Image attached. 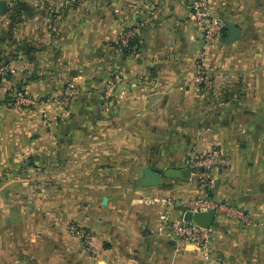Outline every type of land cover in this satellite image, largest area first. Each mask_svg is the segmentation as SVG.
I'll return each mask as SVG.
<instances>
[{
  "label": "crops",
  "instance_id": "0c3cea01",
  "mask_svg": "<svg viewBox=\"0 0 264 264\" xmlns=\"http://www.w3.org/2000/svg\"><path fill=\"white\" fill-rule=\"evenodd\" d=\"M4 1L0 264H264V0H209L225 27L208 44L187 0ZM227 25L238 29L232 42ZM128 28L138 47L124 54L116 44ZM199 52L210 92L194 81ZM69 82L77 92L62 104ZM18 87L33 105H14ZM212 147L231 159L212 188L163 175ZM144 168L160 185H135ZM205 197L252 225L217 213L203 254L161 223ZM72 228L90 231V245Z\"/></svg>",
  "mask_w": 264,
  "mask_h": 264
},
{
  "label": "built area",
  "instance_id": "2783aa9c",
  "mask_svg": "<svg viewBox=\"0 0 264 264\" xmlns=\"http://www.w3.org/2000/svg\"><path fill=\"white\" fill-rule=\"evenodd\" d=\"M188 8L196 21L200 35L205 44L216 39L223 31L225 24L211 13L209 0H187ZM136 37V30L128 28L118 37L119 48H129V43ZM10 72L7 66L0 68V76L4 77ZM114 79L109 83V91L114 88L118 81V74H114ZM194 81L205 92L213 89V78L210 71L203 63V52H199L195 61ZM77 92L76 84L69 82L62 96V104H66ZM14 105L17 107H29L34 104L33 100L25 94L23 90H15L12 97ZM231 165V159L219 148L212 147L207 150L191 149L186 156L185 166L190 170V174L201 190L210 189L214 185L212 172L218 169H227ZM182 217L177 220L170 218L169 212L162 215L161 230L169 237L183 243L192 244L196 251L205 254L208 251L212 241L211 227L205 228L195 222H187L183 219L186 212L201 213L215 211L217 214L224 215L238 221L244 226L252 225V220L247 213L239 208L226 202L213 200L211 198H194L182 204ZM76 230L79 236H83L85 241L91 239L90 234L84 229L72 228Z\"/></svg>",
  "mask_w": 264,
  "mask_h": 264
},
{
  "label": "water",
  "instance_id": "95a60500",
  "mask_svg": "<svg viewBox=\"0 0 264 264\" xmlns=\"http://www.w3.org/2000/svg\"><path fill=\"white\" fill-rule=\"evenodd\" d=\"M6 10V3L4 0H0V14H4ZM227 28L229 30V36L224 40L225 42H232L236 39L238 29L232 25H227ZM190 174V170L188 168L177 170V169H168L164 172V176L171 177V178H182V177H188ZM162 181V174L159 171L150 169V168H144L142 170V177H140L135 185L139 188L144 187H153L160 185ZM215 211H209V212H201V213H192V212H186L183 215V219L187 222H195L196 224L205 227L210 228L213 225L214 219H215Z\"/></svg>",
  "mask_w": 264,
  "mask_h": 264
},
{
  "label": "trees",
  "instance_id": "16d2710c",
  "mask_svg": "<svg viewBox=\"0 0 264 264\" xmlns=\"http://www.w3.org/2000/svg\"><path fill=\"white\" fill-rule=\"evenodd\" d=\"M20 6H21V5H20L19 3H17L16 5L13 6L15 17H16V14L18 15V13H19V11H20V9H21ZM15 17H14V18H15ZM116 46L118 47V44H116ZM133 47H134V49H135L136 47H138V40H137V37H135L133 40L130 41V43H129V48H120V51H121L122 53H124V54H129L130 52H132ZM0 61H1V60H0ZM7 76H8V74H6L4 77L0 76V82H1V80H2L3 78H6ZM19 89H20V90H23L21 87L16 88V90H19Z\"/></svg>",
  "mask_w": 264,
  "mask_h": 264
},
{
  "label": "rangeland",
  "instance_id": "374dc122",
  "mask_svg": "<svg viewBox=\"0 0 264 264\" xmlns=\"http://www.w3.org/2000/svg\"><path fill=\"white\" fill-rule=\"evenodd\" d=\"M73 225L72 224H69V227H70V230H71V227H72ZM86 231V230H85ZM73 232H76L77 233V231L76 230H74L73 229ZM89 234H90V231L88 232ZM78 234V233H77ZM91 236V235H90ZM78 237L82 240V242L83 243H85V244H87V245H90L89 243L91 242V239H88L87 240V242L85 241V238L83 237V236H79L78 235Z\"/></svg>",
  "mask_w": 264,
  "mask_h": 264
}]
</instances>
